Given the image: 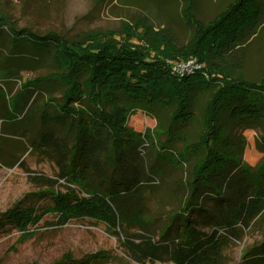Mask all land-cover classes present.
Here are the masks:
<instances>
[{
	"label": "trees",
	"instance_id": "1",
	"mask_svg": "<svg viewBox=\"0 0 264 264\" xmlns=\"http://www.w3.org/2000/svg\"><path fill=\"white\" fill-rule=\"evenodd\" d=\"M184 1L192 29L186 43L178 42L169 26L148 19L140 32L125 22L116 30H87L69 38L56 30L18 27L10 14L0 12V32L11 44L23 39L36 50H53L63 69L57 78L66 85L60 104L45 101L38 116L30 112L19 119L26 126L24 143L53 161L57 178L34 176L46 189L1 213V228L25 230L48 214L60 224L90 218L104 222L138 262L228 264L225 250L264 210V164L254 171L243 165L229 132L234 123L258 127L264 148V69L259 78L245 72L247 44L264 16L256 0H231L204 21L195 15V0ZM191 58L201 67L178 68ZM135 111L157 118L159 134L166 135L156 146L161 155L172 161L181 155L178 140L184 141V152L198 151L190 178L177 183L183 192L169 219L154 232L145 192L155 187L156 168L144 155L148 139L151 144L154 139L128 127ZM198 117L201 133L191 141L185 124ZM34 123L39 131L31 137L26 130ZM215 189L221 195H214ZM107 259L90 254L50 264ZM246 259L245 264H264V245L247 252Z\"/></svg>",
	"mask_w": 264,
	"mask_h": 264
},
{
	"label": "rangeland",
	"instance_id": "2",
	"mask_svg": "<svg viewBox=\"0 0 264 264\" xmlns=\"http://www.w3.org/2000/svg\"><path fill=\"white\" fill-rule=\"evenodd\" d=\"M230 1L195 0V15L207 21ZM256 1L260 3L259 9L264 16V0ZM185 9L184 0H0V12L10 14L16 26H27L38 32L56 30L69 38L87 30H116L125 22L140 32L142 20L148 19L155 25L169 26L177 41L186 43L192 36V29L185 21ZM0 36V149L3 155L0 159L1 214L25 195L46 189L33 180L34 176L57 178L53 161L40 152L28 149L29 144L24 143L22 134L26 126L20 125L19 119L30 112L38 116L45 101L60 104L64 100L66 85L57 78L63 69L57 66L52 49L50 53L36 50L23 39L6 44L4 33L0 32ZM245 54V72L248 77L259 78L264 69V22L248 42ZM193 62L196 64V59L191 58L184 63L189 65ZM71 104L77 106L74 99ZM29 107L32 110H28ZM127 125L138 136L149 134L154 139V144H151L147 138L149 143L145 146L144 155L148 163L154 164L156 168V181L155 187L148 188L145 195L151 229L153 232L158 231L169 219V209L176 198L182 195L183 188L177 183L190 178L198 151L191 152L188 149L184 152V141L178 140L175 148L181 155L175 156L174 161L161 155L162 148L158 150L156 146L160 145L159 140L165 141L166 135L159 134L161 130L157 118L143 111L133 112ZM201 126L200 117L185 124L186 134L191 141L199 138ZM27 127L26 132L31 137L39 131L35 123ZM229 132L238 144L243 165L254 171L264 164L260 128L247 123H234ZM219 193L215 189L214 195H221ZM57 220L56 215L48 214L25 230L0 227V264H50L63 257L81 259L90 254L109 256L100 264H153L151 261L141 263L134 260L120 239L111 234L102 221L83 218L60 224ZM198 224L203 230H209L208 225ZM134 231L138 229L130 230L132 233ZM263 245L264 210L244 229L243 237L227 247L225 255L228 264H245L248 261L247 252ZM162 264L172 263L166 261Z\"/></svg>",
	"mask_w": 264,
	"mask_h": 264
},
{
	"label": "built area",
	"instance_id": "3",
	"mask_svg": "<svg viewBox=\"0 0 264 264\" xmlns=\"http://www.w3.org/2000/svg\"><path fill=\"white\" fill-rule=\"evenodd\" d=\"M198 65L199 64L197 63L195 64L194 62L189 65H185V63H181V64H178V68L181 69L182 71H189V70H192L193 68H200L198 67Z\"/></svg>",
	"mask_w": 264,
	"mask_h": 264
},
{
	"label": "crops",
	"instance_id": "4",
	"mask_svg": "<svg viewBox=\"0 0 264 264\" xmlns=\"http://www.w3.org/2000/svg\"><path fill=\"white\" fill-rule=\"evenodd\" d=\"M2 33H4V36H3V38L7 41L6 42V44H8L10 41H9V38L7 37V35L5 34V32H2ZM1 37V36H0Z\"/></svg>",
	"mask_w": 264,
	"mask_h": 264
}]
</instances>
